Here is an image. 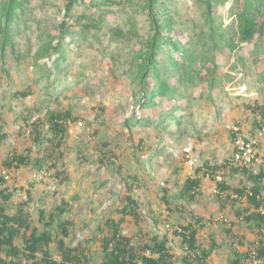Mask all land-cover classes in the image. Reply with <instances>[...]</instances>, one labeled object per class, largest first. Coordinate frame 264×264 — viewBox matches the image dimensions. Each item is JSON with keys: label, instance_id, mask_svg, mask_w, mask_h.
Here are the masks:
<instances>
[{"label": "rangeland", "instance_id": "1", "mask_svg": "<svg viewBox=\"0 0 264 264\" xmlns=\"http://www.w3.org/2000/svg\"><path fill=\"white\" fill-rule=\"evenodd\" d=\"M169 1L176 7L172 13L175 33L181 49H186L180 55L193 68L194 81L183 75L171 80L173 84L180 80L176 98L180 110L175 120L162 124L157 119L163 107L141 111L139 98L131 92L138 87L133 81L136 62L154 34L144 0L112 4L87 0L77 6L64 29L60 68L50 89H46L51 71L47 57L64 19L63 0H17L14 37L2 53L0 38V132L8 135L0 141V169L14 151L31 149L28 165L8 170L0 192L11 194L14 207L22 205L32 228H45L58 237L57 220L49 221V217L65 202L58 220L70 222L64 243L69 248L82 247L92 264L103 257L100 229L106 232L105 222L119 219L117 209L126 203V196L135 200L141 221L126 217L121 233L131 239L132 246L150 235H165L175 256L173 264H179L185 252L175 234L182 233L181 227L195 229L199 250L210 251L208 264H230L233 251L248 249L254 235L243 219L248 205L233 193L242 184L246 189L251 184L241 172L230 171L222 177L230 195L236 196L233 204L226 203L224 195L218 200L215 182L207 178L193 199L180 196L179 189L188 177L202 178L198 169L204 165L217 167L230 158L232 129L256 135L257 129H247L264 119L252 110L255 105L264 110V39L255 44L241 41L230 13L232 0L214 9L213 26L224 38L213 41L197 2ZM166 52L159 57L172 53ZM194 56L197 59L192 61ZM205 56L215 58L216 64ZM21 92L30 94L24 98ZM50 111H68L76 120L69 121L62 145L54 148L55 157L37 169L36 161L44 157L51 140L45 118ZM29 115V121L21 120ZM135 116L154 122H135L131 120ZM232 235L243 246L234 244ZM55 249L53 243L50 250L58 259Z\"/></svg>", "mask_w": 264, "mask_h": 264}, {"label": "trees", "instance_id": "2", "mask_svg": "<svg viewBox=\"0 0 264 264\" xmlns=\"http://www.w3.org/2000/svg\"><path fill=\"white\" fill-rule=\"evenodd\" d=\"M87 0H63L64 20L59 24L58 28V40L51 46V54L47 57L50 61V74H49V86L46 89H50L57 79V73L60 68L59 60L62 58L61 50L63 48L62 43L65 37V27L68 18L72 15L73 10L80 4H84ZM104 4H112L116 0H102ZM145 10L150 20V25L154 30V34L144 44L143 54L139 55V61L136 62L135 72L133 75V81L138 87L132 89L133 98H139V108L141 111L149 110L151 108H159L162 106V111L157 124H162L165 120H175L174 116L176 112L180 110V107L176 102L178 96V89L180 80L176 79L174 84L171 80H175L177 75H183L187 81L192 83L194 78L191 73L194 72L190 67V63L183 57L182 53L186 52V49H181V42L175 33V22L173 18V12L176 11V7L170 3L169 0H144ZM199 6L203 8V13L206 16V24L210 27L209 38L213 41L215 37L224 38L222 33H219L217 28L213 26L214 9L219 4L224 3L218 0H194ZM20 5L17 4V0H3L0 2V27L2 32L1 38V53L4 51L7 44H11L13 40V20L16 17V8ZM230 13L234 17L235 23L239 29L240 39L245 44H255L260 39H264V0H232L230 6ZM232 40V39H229ZM216 47V43L214 44ZM170 49L172 53H168L165 58H160L159 53ZM166 52V53H167ZM264 55V51H262ZM178 55V57H177ZM180 55V56H179ZM177 57V58H176ZM207 62L210 64H216L215 58L205 56ZM196 56L191 60L195 61ZM257 63V58L255 60ZM216 66V65H215ZM213 67L215 70L216 67ZM198 76V75H197ZM199 75L198 79L200 80ZM29 92H21V97H28ZM18 95V93H14ZM255 114H259L264 117L263 107L255 105L252 107ZM46 122L51 134V140L48 148L45 149L44 157L37 159V169L42 168V162L44 160H52L55 157V149L62 145V142L67 135L69 129V121H75L71 117L68 111L53 112L50 111L46 115ZM24 122L30 120L29 117H22ZM135 122H150V117H134L131 119ZM154 121H151L153 123ZM33 125V123L31 124ZM264 127V119H259L252 124L248 132H253L254 129H261ZM237 135H243V129L237 128L230 131V139L232 147ZM7 133L0 132V141L7 138ZM37 135L36 140H38ZM141 146V145H139ZM55 148V149H54ZM233 152V149H232ZM31 149L28 148L26 153L14 151L9 158H5L2 162V170L0 169V183H5L4 175L8 170L12 168H20L24 165H28ZM104 156L103 158H105ZM232 153L229 159H226L225 163L217 167H210L204 165L202 169V178L200 177H188L184 180L181 188L179 189L180 196L186 195L189 199H193L196 192L199 191L200 184L203 178H207L210 181L215 182L216 186V198L222 199L224 195L225 201L231 204L237 202L234 195H230V188L226 185L225 181H222V177L228 174V172L242 173L250 181L248 189L246 185L242 184L241 188H237L233 191L234 194L239 195L237 199H244L246 203L252 204L257 207L258 204L254 200L253 196H249L246 191H250L252 194H256L261 190V178L263 177L262 169L259 167L257 171L254 170V166H237L232 161ZM220 169L219 172L217 169ZM1 171L3 172L1 174ZM7 172V173H6ZM6 176V175H5ZM220 178V181L218 180ZM129 186V185H128ZM131 190V189H130ZM3 198V205H0V264H92L91 260L84 254V249L80 246L75 248H69L64 243V238L69 236L68 227H70L69 221H58L64 214L65 202L57 208V212L50 215V220H57V232L60 234L52 236L50 232L45 228L39 231L36 228H32L29 222L28 214L26 210L22 208V205H16L14 207L11 201V194L0 192ZM242 197V198H241ZM126 203L120 209H117L119 219H108L105 222L107 231L100 229V251L103 254L101 261L98 264H173L172 259L175 257L168 247V240L165 235L158 236L153 234L147 237L146 241L132 246L131 239L123 235L121 232L120 224L125 221L126 217H132L135 222H139L140 215L136 212L138 205L135 200L126 196L124 198ZM168 204V203H167ZM247 204V205H248ZM12 214L7 213L8 210H13ZM249 205L246 209V215L244 220L248 223L251 231H254L256 227H259L263 222V219L258 214H247ZM237 215V214H236ZM141 221V220H140ZM182 233L175 232V234L181 238V242L185 245V252L178 260L179 264H208L210 259V251L199 250V246L196 245V231L191 225L181 227ZM227 234L231 233L229 228L225 231ZM233 243L238 246H243L241 239H235L232 235ZM19 241H21L19 243ZM56 244V252L58 259L51 253L52 244ZM253 244V243H251ZM243 251L235 249L232 254V259L229 260L230 264H238L244 257ZM261 254V253H260ZM177 259V258H176ZM97 264V263H93Z\"/></svg>", "mask_w": 264, "mask_h": 264}, {"label": "built area", "instance_id": "3", "mask_svg": "<svg viewBox=\"0 0 264 264\" xmlns=\"http://www.w3.org/2000/svg\"><path fill=\"white\" fill-rule=\"evenodd\" d=\"M232 157L233 163L237 166L249 167L252 165L262 169L261 190L256 194H252L250 191H246V193L253 196L258 204L257 207H254L247 203L249 205L247 214H258L263 222L254 229L249 248L242 252L245 254L238 264H264V127L258 129L254 136L237 135ZM218 180L220 181V178Z\"/></svg>", "mask_w": 264, "mask_h": 264}]
</instances>
